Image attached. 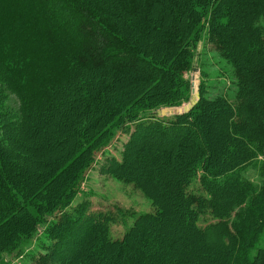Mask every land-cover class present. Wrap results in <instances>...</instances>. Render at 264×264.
I'll use <instances>...</instances> for the list:
<instances>
[{
    "label": "trees",
    "instance_id": "obj_1",
    "mask_svg": "<svg viewBox=\"0 0 264 264\" xmlns=\"http://www.w3.org/2000/svg\"><path fill=\"white\" fill-rule=\"evenodd\" d=\"M262 20L264 0H0V259L40 231L33 264H264V249L249 254L264 233ZM200 34L231 64L234 101L200 88L190 112L157 117L188 101ZM129 122L121 160L102 171L155 210L111 239L114 216L72 202ZM14 131L20 149L4 151ZM197 171L200 193L188 192ZM206 213L216 222L195 233ZM171 221L179 230L163 238Z\"/></svg>",
    "mask_w": 264,
    "mask_h": 264
},
{
    "label": "rangeland",
    "instance_id": "obj_2",
    "mask_svg": "<svg viewBox=\"0 0 264 264\" xmlns=\"http://www.w3.org/2000/svg\"><path fill=\"white\" fill-rule=\"evenodd\" d=\"M260 25L264 26V20L260 22ZM191 48L193 56L192 67L183 76L184 80L188 81L190 84V96L188 101L174 107L186 105L190 101L192 85L198 92V96L201 88L204 91V96L207 98L221 96L233 102L237 92V86L234 77V70L231 64H229L224 58L220 57L215 50H213V48L205 42V36L202 34H200L192 43ZM14 102V96H10V99H5L2 105L5 106H3L4 109H7L10 106L13 107ZM78 106L79 107L75 109L76 112L82 109V104L79 103ZM96 108L99 109L100 106H96ZM157 110L153 111V113L157 117H160L157 115ZM76 112H74V114H77ZM62 117L63 118L55 119L53 122V129L58 127V125H61L63 121L67 120L64 114ZM170 117L173 116H165V118ZM72 118L73 117H71L69 121H71ZM128 124L130 126V131H117L111 144L96 155L94 165L86 173L80 192L76 195L72 202V207L81 203H87L89 213H107L114 216L115 222L109 224L108 227L111 239L121 238L137 216L145 213H152L155 210L151 200L144 195L141 189L134 187L132 184L120 182L112 175L102 171V166L105 162L108 163L109 159L113 158L118 161L121 160L122 152L125 149L129 136L134 129L132 122H129ZM9 131L7 132L8 134ZM19 138H21L19 132L14 131L10 139L3 142L2 147L4 151L19 150V145L17 146V140ZM205 139L207 145H209L210 149L213 150L212 146L216 144L217 138L207 136ZM28 141L31 142L32 145H35L34 141ZM138 145L139 143L137 142L134 145L133 150H135ZM223 159L225 160L226 157H223ZM20 165L23 167L24 164L21 163ZM146 168L147 165H144L142 170H145ZM256 170V168H248L243 174L244 178L255 184L259 183L261 180L258 177ZM198 179L199 171L195 172V174L190 178V181L187 182V185L189 184L188 192L200 193L198 189ZM121 212H123V215H120ZM198 216L199 220L196 224H194L195 233L201 232V230L203 233L205 231L206 224L216 222V220L213 219L209 213ZM178 226V222L171 221L164 234H161V236L165 238L170 233L173 234L174 232H177L179 230ZM73 230L76 231V233L78 232L76 229ZM68 232L70 231L68 230ZM43 238L44 236L42 235V232H36L31 238L29 237L28 240L22 243L19 249L3 254L0 259V264H33L31 262V258L40 250L39 244L43 241ZM184 242L187 244V238H185ZM215 249L216 248H214V250ZM258 249H264V233L254 245L252 250H250V256L252 257L255 255ZM199 252L202 256V260L211 256L210 251H206L203 247H200ZM189 263L190 262H188V264ZM202 264H204V261Z\"/></svg>",
    "mask_w": 264,
    "mask_h": 264
},
{
    "label": "water",
    "instance_id": "obj_3",
    "mask_svg": "<svg viewBox=\"0 0 264 264\" xmlns=\"http://www.w3.org/2000/svg\"><path fill=\"white\" fill-rule=\"evenodd\" d=\"M198 100H199L198 92L192 85L190 101L186 105H182L180 107L162 108L160 110H157V115L160 117H165V116H180L183 114H187L188 112L191 111V109L198 102Z\"/></svg>",
    "mask_w": 264,
    "mask_h": 264
}]
</instances>
